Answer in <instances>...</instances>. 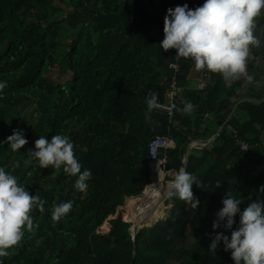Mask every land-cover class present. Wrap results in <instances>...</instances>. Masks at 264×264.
I'll return each mask as SVG.
<instances>
[{
    "label": "trees",
    "instance_id": "obj_1",
    "mask_svg": "<svg viewBox=\"0 0 264 264\" xmlns=\"http://www.w3.org/2000/svg\"><path fill=\"white\" fill-rule=\"evenodd\" d=\"M203 0H0V141L23 129L28 144L13 152L0 145V167L17 177L20 186L44 200L45 211H33L34 227L9 249L3 264H234L223 243L209 246L217 232L230 235L213 221L230 192L243 198V210L264 185V103H244L245 116L237 136L217 140L207 153L194 149L187 171L206 189L193 185L200 201L192 209L179 198L165 221L137 235L136 258L130 229L134 219L118 213L125 200L151 190L152 169L184 167L189 145L203 139L206 116L216 112L221 94L233 95L241 84L226 86L219 74L205 92L184 93L177 103L190 101L198 113L176 110L171 123L166 112L154 110L146 119L150 91L167 104L178 65V82H187L194 62L177 60L176 50L160 47L167 9L187 4L195 9ZM69 41V42H68ZM58 70L59 80L49 78ZM62 84V79H64ZM176 108V109H177ZM69 136L82 168L90 170L86 192L76 177L41 169L29 149L44 136ZM171 136L167 163L152 160L149 145ZM253 146L242 152L238 142ZM19 164V167H17ZM71 201L70 212L53 223L55 205ZM237 225L239 215L235 218ZM109 221L107 234L99 229ZM137 224V223H136ZM236 225H234L235 229Z\"/></svg>",
    "mask_w": 264,
    "mask_h": 264
},
{
    "label": "clouds",
    "instance_id": "obj_2",
    "mask_svg": "<svg viewBox=\"0 0 264 264\" xmlns=\"http://www.w3.org/2000/svg\"><path fill=\"white\" fill-rule=\"evenodd\" d=\"M258 19H264V0H204L195 9L187 4L176 6L167 9L165 36L159 45L165 52L175 49L177 60L193 61L197 71L219 74L225 85L231 86L247 74L251 48L264 46V26L258 24ZM6 86V82L0 81V93ZM146 104V119L154 110L163 107L154 91L148 93ZM176 110L191 116L195 108L190 101H184L183 107ZM5 143L15 152L27 145L28 140L23 129H14L12 135L0 141V145ZM74 147L69 136L57 134L51 139L40 136L35 141V150L29 149L28 153L41 169L50 168L52 174L61 171L76 177L74 187L83 193L88 190L92 174L90 170L81 171ZM194 184L207 190L194 174L181 167L165 195L168 199L179 198L192 209H198L200 201L194 196ZM45 203L38 193L30 194L19 185L16 176L0 167V258L8 256V250L21 242L25 230H33L32 213L36 209L44 212ZM242 203L243 198L234 197L230 192L226 194L212 227L214 231L223 227L230 235L217 232L209 251L216 252L222 242L234 264H264V185L259 187L255 201L243 210ZM72 207L71 201L55 205L51 211L53 223L64 218ZM0 264H3L2 259Z\"/></svg>",
    "mask_w": 264,
    "mask_h": 264
},
{
    "label": "crops",
    "instance_id": "obj_3",
    "mask_svg": "<svg viewBox=\"0 0 264 264\" xmlns=\"http://www.w3.org/2000/svg\"><path fill=\"white\" fill-rule=\"evenodd\" d=\"M203 3H204V0H203ZM258 24L261 26L264 25V19H258ZM202 73H203V70L197 71L195 68V65H193L192 70L189 73V77H188L187 82H185L183 85H181L185 90L184 93L185 92L186 93H188V92H190V93L200 92L198 90V83L202 78ZM240 80H241V78H240ZM241 84H242V80H241ZM241 84H240V86H241ZM240 86H239V88H237V90L235 91V93L233 95L229 96L228 94L223 93V94H221V97H220V99H221L220 101H223V100L228 101L229 99H232L233 107H235L239 104V107L237 109V112L241 116V118L239 119V127H236L235 125L229 124L232 127V129L229 130L228 133L224 136L226 140H222L219 137L217 138V135L220 136V134L222 133V130H221L222 127L218 126V123L221 122V118L219 119L217 116H213L212 114L208 115V116H206V120L204 121L203 126H202V128H203L202 135L204 138L199 140V142L208 143V144L213 142L212 143V147H213L214 143L217 140L222 141V142H226V141L236 137L235 131H237V132L240 131L241 124L243 123V121L245 119V116L241 113V109H240L241 105L244 103L240 104L239 101L234 99L235 94L240 90ZM194 108H195L194 113H198V111H197L198 108L196 109L195 106H194ZM263 138H264V134H263ZM245 143H247V142H245ZM248 144H250V143H248ZM196 147H194L192 150L197 149V150H200L204 153H207L209 150L212 149V148L210 149L208 145H202V144L201 145L197 144ZM192 150H191V153H192ZM187 152H188V150H187ZM162 155L161 156L163 158L164 153ZM185 159H186V155L184 158V162H185ZM154 167H155V169H152V171H153V179L155 181V177H157L156 170L158 172L160 171V164H157ZM139 196H142V195H139ZM152 197H153V202L151 203L152 206L150 208V213L145 215L144 218H142L141 220L134 219V224L130 229L131 235L133 233H135V231H133L132 228L137 225L136 223H138V225L140 224V228L138 229L139 230L138 233H139L142 229L150 228V227L154 226L155 224H157L159 221H165L167 219V216L173 207V204L171 203V201H169L170 204L168 205L167 204L168 198L166 197V195L162 191H158L156 194H153ZM133 199H134V197L127 198L125 200L124 205L118 209V213H120L122 211H126L132 217L134 214ZM111 228H112V226H111L110 222L106 221L104 223V225L99 229V233L103 234V235L107 234V233H109Z\"/></svg>",
    "mask_w": 264,
    "mask_h": 264
},
{
    "label": "built area",
    "instance_id": "obj_4",
    "mask_svg": "<svg viewBox=\"0 0 264 264\" xmlns=\"http://www.w3.org/2000/svg\"><path fill=\"white\" fill-rule=\"evenodd\" d=\"M170 70L173 71L174 76L170 83V88L167 93V104L163 106L160 110L166 112L171 123L174 122L175 112L177 108L178 101L184 95V88L179 84L177 74L179 73L178 65H170ZM215 83L212 73H209L206 70H203L202 78L198 83V90L200 92H205L209 87L213 86ZM172 137L165 136L154 139L149 145V153L153 161H160L161 164L167 163L166 151L171 147ZM238 145L242 152L249 153L253 146L245 142H238ZM164 157L162 158V154ZM162 155V156H161ZM159 167V166H158ZM155 169V167L153 168ZM157 177H155L154 187L142 194V196H136L133 199L134 202V214L133 219L141 220L145 215L150 213L151 203L153 202V194H156L158 191H162L164 194L168 190V186L176 172L174 171H165L164 168L160 166V171L156 170ZM158 184V185H157Z\"/></svg>",
    "mask_w": 264,
    "mask_h": 264
},
{
    "label": "water",
    "instance_id": "obj_5",
    "mask_svg": "<svg viewBox=\"0 0 264 264\" xmlns=\"http://www.w3.org/2000/svg\"><path fill=\"white\" fill-rule=\"evenodd\" d=\"M264 26V25H262ZM259 30V29H258ZM242 84L240 90L235 94L234 99L241 103H251L254 105H261L264 103V46L252 47L250 51V57L248 60L247 74L241 77ZM239 104L233 107L232 99L220 101L215 113L213 116L221 118V122L218 123V126L222 127V133L220 136L217 135L222 140L225 139V135L228 133L232 127L229 125H235L239 127V119L241 118L240 114L237 112ZM239 132L235 131L237 136ZM230 136V135H229ZM231 137V136H230ZM212 143H203V142H194L188 147V152L186 154V159L184 162V168L187 171L189 156L191 150L196 147L197 144L208 145L209 148H212ZM197 148V147H196ZM140 225L134 226L132 229L135 231L133 233V243H134V252L133 260L136 258V246H137V235Z\"/></svg>",
    "mask_w": 264,
    "mask_h": 264
},
{
    "label": "rangeland",
    "instance_id": "obj_6",
    "mask_svg": "<svg viewBox=\"0 0 264 264\" xmlns=\"http://www.w3.org/2000/svg\"><path fill=\"white\" fill-rule=\"evenodd\" d=\"M69 42V41H68ZM46 75L49 77V78H54L55 80H59V77H60V74H58V70L56 69V70H49L47 73H46ZM64 80H65V78L64 79H62V84H64ZM170 200H168L167 199V204L169 205L170 204V202H169ZM164 219V218H163Z\"/></svg>",
    "mask_w": 264,
    "mask_h": 264
},
{
    "label": "bare ground",
    "instance_id": "obj_7",
    "mask_svg": "<svg viewBox=\"0 0 264 264\" xmlns=\"http://www.w3.org/2000/svg\"><path fill=\"white\" fill-rule=\"evenodd\" d=\"M137 225H138V223H137ZM140 225V224H139Z\"/></svg>",
    "mask_w": 264,
    "mask_h": 264
}]
</instances>
